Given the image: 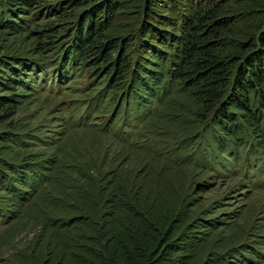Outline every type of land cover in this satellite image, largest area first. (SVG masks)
<instances>
[{
	"label": "rangeland",
	"instance_id": "rangeland-1",
	"mask_svg": "<svg viewBox=\"0 0 264 264\" xmlns=\"http://www.w3.org/2000/svg\"><path fill=\"white\" fill-rule=\"evenodd\" d=\"M62 1L73 5L78 0H33L28 11L13 13L26 19L10 17L21 25L19 31H0V59H27V65H18L26 80L23 91L7 83L13 75L8 71L5 75V67H0V95L17 98L11 105L0 103V168L5 166L9 173L24 170L36 180L35 190L17 206L5 204L8 196L0 181V264L45 263L51 248L62 247L54 254L59 256L70 251L71 241L91 234L84 221L114 226L129 203L156 210L166 229L185 211L190 224L181 229L197 230L189 234L204 237L184 239L194 246L184 251L193 264H220L215 262L217 253L244 246L253 252L243 250L251 260L242 264H264V150L253 144L254 137L240 135L243 144L230 146L228 152L219 149L218 129L208 111L213 104L203 108L187 74L169 76L173 46L162 55L168 59L159 87L147 90L144 98L129 93L135 89L131 76L137 72L139 52L150 47L141 41L149 38L142 34L143 22L167 28L163 37L149 38L160 49L173 42L169 31L174 25L144 16L143 0L133 22L129 21L134 11L113 14L111 28L113 21L131 16L119 24L124 30L115 26L109 37L123 45L133 40L136 49L134 60L124 65L129 69L122 74L125 82L113 87L119 80L113 66L115 62L120 66L123 49L115 47L113 64H104L98 72L94 65L104 62V56L95 59L99 53L79 66L68 58L62 61L63 48L73 43L70 34L76 27V19L69 22L54 10ZM148 1L152 8L148 14L167 6ZM87 3L83 0L81 9ZM175 9L168 13L176 16ZM31 60L42 64L36 68ZM109 67L113 78L106 73ZM37 164L44 165L43 172L35 168ZM20 180L13 186L21 190ZM25 182L31 185L29 179ZM206 217L216 218V224L200 225Z\"/></svg>",
	"mask_w": 264,
	"mask_h": 264
},
{
	"label": "trees",
	"instance_id": "trees-1",
	"mask_svg": "<svg viewBox=\"0 0 264 264\" xmlns=\"http://www.w3.org/2000/svg\"><path fill=\"white\" fill-rule=\"evenodd\" d=\"M32 1L0 0V31L5 32L9 29L19 31L21 25L15 19L26 18L14 16L13 13L18 10L28 11ZM143 1L146 2L144 8L142 0H89L86 6H90L88 8L85 6V9H81L83 0H78L73 5L62 1L54 10L59 9L61 17L68 18L67 21L76 19V27L70 34L73 35V43L63 48L62 61L68 58L79 66L99 53L95 59L104 56L101 60L104 62L101 65L99 61L94 65L98 72L104 64H113L111 52L115 47L119 52L123 49L120 66H117L116 62L113 66L114 73H119L115 76L119 80L113 87H117L119 83L123 84L125 79L122 78L125 76L122 74L129 70L125 69L124 65L134 60L133 54L136 49L132 46L133 40L123 45L119 41L115 42L109 35L115 26L119 30H124L125 27L119 24L127 23L131 15L125 16L124 21H113L112 28L110 19L114 17V13L134 11L129 21L133 22L142 7L144 16L147 14L149 20L164 25H174V31H169L173 42L162 44L163 49L156 47L150 41L151 36L163 37L168 32L167 28H161L159 24L156 25L148 20L143 22L142 34L150 39L144 37L141 41L150 47L148 51L143 47L141 54L139 52L137 72L131 76L134 79L135 89L132 88L129 93L139 99L149 94L147 90L151 91L152 87H159L160 80L164 76L161 69L168 59L163 60L165 56L162 55H166L167 49L173 46L169 58V64L173 66L167 68L169 76L187 74L186 78L192 79L189 80L190 85L196 84V90L193 92L196 91V97L203 108L207 109V106L213 104L208 111L212 112V126L218 129L216 142L219 144V149L228 152L231 150L230 146L238 147L244 143L240 140V135L251 134L254 137L253 144H256L258 149L264 150V0H152L154 5L161 6V3L167 2V6H161L165 8L158 10L163 12L149 14L146 11L152 10L148 6L150 2ZM65 6H68L69 10L65 9ZM173 8H176V16L168 13ZM93 47L95 49L97 47L99 51L96 49L92 54ZM146 55L150 58L148 59ZM141 57L144 60L141 61ZM26 60L23 58L19 62H14L13 59L10 61L0 59V67H5L4 74L7 75L8 71L13 75L9 76L7 83L13 87H20L21 91H23L22 87H25L21 84L25 85L26 80L22 79L24 74L18 65H27ZM31 62H34L36 68L42 64L34 60ZM153 65L159 68H154ZM88 68L93 69L89 65ZM110 68L112 67H109L106 73L112 77ZM142 94L145 96H141ZM16 100L14 94L0 95V103L11 105ZM35 168L40 172L44 171L42 164H37ZM35 168L31 167L30 170L35 172L37 171ZM11 172H6L5 166L2 165L0 181L4 185L2 189L6 190L9 198L4 200L5 204L17 206L32 193L33 189L35 190L32 186L36 184V180L29 178L24 170L14 168ZM18 179H21V190L13 186V181ZM28 179L31 185L25 182ZM28 186H31V189H28ZM110 206L111 204H108L106 210H109ZM176 213L178 214L177 211ZM122 216L114 226L108 225L106 228V222L100 223L97 227L91 220L84 221L91 234L88 237L81 236L76 242L71 241L70 251H64L59 256L54 254L58 249L63 248H51L48 260L41 264H193L192 259H187L189 254L184 251L187 248L191 250L194 246L184 239L188 236L200 239L204 237L189 234L197 230L181 229L184 224H187L186 226L190 224V221L185 220V217L187 219L189 217L185 211L179 212L172 219L177 223L175 225L171 223L168 229L164 228V222L159 220L156 210L148 205L141 208L129 203L125 206ZM216 221V218L206 217L200 225L213 226ZM182 234L184 237H180ZM248 247L251 249L252 245ZM243 250L250 251V254L253 252L246 246L242 249L233 247L225 253H217L215 262L242 264L244 260H251L250 254ZM71 252L75 255H71ZM224 254L234 259L225 257Z\"/></svg>",
	"mask_w": 264,
	"mask_h": 264
}]
</instances>
